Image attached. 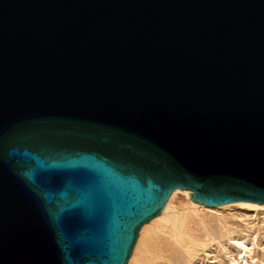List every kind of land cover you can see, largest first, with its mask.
Instances as JSON below:
<instances>
[{
    "label": "water",
    "instance_id": "obj_1",
    "mask_svg": "<svg viewBox=\"0 0 264 264\" xmlns=\"http://www.w3.org/2000/svg\"><path fill=\"white\" fill-rule=\"evenodd\" d=\"M174 190L264 204V0H0V264H127Z\"/></svg>",
    "mask_w": 264,
    "mask_h": 264
},
{
    "label": "bare ground",
    "instance_id": "obj_2",
    "mask_svg": "<svg viewBox=\"0 0 264 264\" xmlns=\"http://www.w3.org/2000/svg\"><path fill=\"white\" fill-rule=\"evenodd\" d=\"M174 190L142 225L127 264H264V204L217 207Z\"/></svg>",
    "mask_w": 264,
    "mask_h": 264
}]
</instances>
